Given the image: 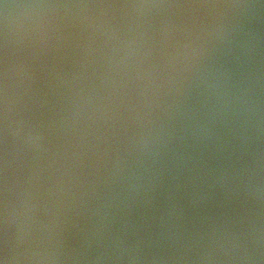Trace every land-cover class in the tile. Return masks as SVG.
I'll list each match as a JSON object with an SVG mask.
<instances>
[{
	"label": "water",
	"instance_id": "95a60500",
	"mask_svg": "<svg viewBox=\"0 0 264 264\" xmlns=\"http://www.w3.org/2000/svg\"><path fill=\"white\" fill-rule=\"evenodd\" d=\"M0 264H264V0H0Z\"/></svg>",
	"mask_w": 264,
	"mask_h": 264
}]
</instances>
